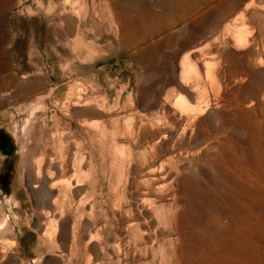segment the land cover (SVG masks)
Here are the masks:
<instances>
[{
	"label": "rangeland",
	"instance_id": "1",
	"mask_svg": "<svg viewBox=\"0 0 264 264\" xmlns=\"http://www.w3.org/2000/svg\"><path fill=\"white\" fill-rule=\"evenodd\" d=\"M0 264H264V0H0Z\"/></svg>",
	"mask_w": 264,
	"mask_h": 264
},
{
	"label": "bare ground",
	"instance_id": "2",
	"mask_svg": "<svg viewBox=\"0 0 264 264\" xmlns=\"http://www.w3.org/2000/svg\"><path fill=\"white\" fill-rule=\"evenodd\" d=\"M189 65V64H188ZM36 165V164H35ZM37 175H39L38 171H37ZM70 184V183H69ZM2 226V225H1Z\"/></svg>",
	"mask_w": 264,
	"mask_h": 264
}]
</instances>
